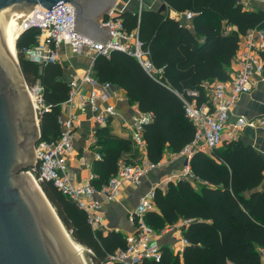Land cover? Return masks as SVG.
Returning <instances> with one entry per match:
<instances>
[{"label": "trees", "instance_id": "1", "mask_svg": "<svg viewBox=\"0 0 264 264\" xmlns=\"http://www.w3.org/2000/svg\"><path fill=\"white\" fill-rule=\"evenodd\" d=\"M162 1L168 10L192 13L191 26L168 12L141 9L117 15L125 32L137 37L160 73L149 74L134 56L121 51L97 57L93 66L100 83L122 88L129 104L152 115L142 133L151 163H160L166 151L180 153L194 140L195 128L185 116L180 96L191 99L188 92H197L198 105L207 103L205 84L230 78L241 37L264 30V10H247L237 0ZM18 37L17 56L25 80L30 88L42 89L40 140H57L62 132V105L70 94L64 68L61 63L38 64L27 58L26 50L38 41L34 30ZM260 56L264 62V50ZM96 137L102 157L94 162L93 172L99 188L117 173L120 161L134 165L122 159L133 142L114 134L110 124L99 127ZM190 167L195 179L169 183L165 191L158 189L155 210L145 216L146 224L157 233L181 220L191 221L183 230L187 245L181 256L162 246L160 261L142 264H262L264 158L253 147L232 140L211 154L195 153ZM40 186L74 241L91 252L92 264H104L108 255L126 248L124 234L93 231L87 213L53 182Z\"/></svg>", "mask_w": 264, "mask_h": 264}, {"label": "built area", "instance_id": "2", "mask_svg": "<svg viewBox=\"0 0 264 264\" xmlns=\"http://www.w3.org/2000/svg\"><path fill=\"white\" fill-rule=\"evenodd\" d=\"M245 9H250L253 4H264V0H237ZM23 32L33 29L40 30L43 40L37 46L26 50L29 60L38 63H61L62 50L68 48L75 55H90V65L86 73L79 79L69 81L70 94L68 100L63 103L59 124L62 132L57 140L47 142L39 140L36 143L37 164L28 170L40 185L44 181L53 182L54 185L88 215V222L93 231H103L107 234L111 231L104 217L101 215L102 203L95 198L101 195L105 203L117 202L122 192L127 187L138 186L142 178L161 163L146 161L138 165L126 164L120 161L118 171L106 185L97 187L94 180L98 177L91 173L83 185L73 184L74 174L69 168V162L74 152V131L79 125L80 119L75 114V108L79 110L90 109L95 113V123L98 127H106L116 117L115 107L106 105L100 107L99 103H105L110 99V83H100L93 75V66L99 56L109 57L113 51H121L134 56L151 75L160 73L150 62L148 51L141 49V43L134 34H128L123 28L122 21L117 18L118 11L112 9L102 21L103 25L111 26L113 39L107 43L96 40L73 29L74 9L70 4H60L50 10L36 7ZM141 11V9L139 10ZM185 18L191 20L193 14L185 13ZM22 32V33H23ZM259 34L260 43L255 46L250 40L248 48L239 59V70L226 81H215L205 84L204 88L209 94V101L198 105L197 92H188L191 99L180 96L186 118L195 128L193 142L180 153L170 154L171 160L183 156L186 159L183 175H172L162 183L153 186L139 201L134 210L129 214V221L134 232L127 235L126 248L115 251L104 259V264H142L144 261H160L162 257L161 247L157 239L165 232L179 229V243L176 245V254L184 251L187 241L183 237L189 220H181L176 225L160 233H156L145 222L148 212L155 210V193L158 189L164 191L169 183H176L181 179L194 180L195 177L190 167V160L197 152L211 154L225 141L228 132L231 140L237 139V135L245 128H260L264 130V115L247 119L243 116L230 120V115L237 101L242 95L249 94L258 81L264 83V62L260 51L264 50V30L250 31L247 36ZM134 40V43H132ZM89 91L86 93V88ZM29 88V87H28ZM30 89V88H29ZM28 89V90H29ZM39 92L37 102L42 106L41 91L39 86L31 88ZM37 92V93H38ZM30 93V90H29ZM42 107L39 110L41 113ZM44 111H48L45 108ZM152 121V115L139 111L132 118L131 140L141 150H146L143 139L144 126ZM101 159L100 155H96ZM170 229V230H169ZM118 232V231H116ZM91 253V252H90ZM261 262L264 264V248L259 249Z\"/></svg>", "mask_w": 264, "mask_h": 264}, {"label": "water", "instance_id": "3", "mask_svg": "<svg viewBox=\"0 0 264 264\" xmlns=\"http://www.w3.org/2000/svg\"><path fill=\"white\" fill-rule=\"evenodd\" d=\"M117 2L0 0V264H85L83 246L72 244L41 186L44 196L28 173L37 164L34 144L41 139V132L29 86L15 56V32L34 8L46 11L70 4L73 29L107 43L114 35L111 26L102 21ZM165 10L162 4L158 12ZM35 35L40 36V30Z\"/></svg>", "mask_w": 264, "mask_h": 264}, {"label": "crops", "instance_id": "4", "mask_svg": "<svg viewBox=\"0 0 264 264\" xmlns=\"http://www.w3.org/2000/svg\"><path fill=\"white\" fill-rule=\"evenodd\" d=\"M162 4H165L162 0H118L116 9L117 11H136L140 9L157 11ZM166 5V4H165ZM264 10V4H253L250 9L247 10ZM168 12L170 17L177 20L185 19L187 25L191 26V20H187L184 14H178L175 11L166 10L161 13ZM252 40L256 45L261 41L259 34H253L250 39L249 36L244 35L240 39L239 49L236 57L234 58L231 69L230 77L236 73L239 68V59L241 54L247 50L248 45ZM134 43V40H132ZM64 68V79L69 82L72 79L81 78L87 71L90 65V55H75L72 54L68 48L62 50ZM218 81V80H216ZM215 82V81H213ZM89 87L85 92L89 91ZM100 107L106 105H113L116 111V117L110 122L112 132L118 136L131 139L132 132V118L140 110L137 105L129 104L125 97V91L117 86L110 88V99L105 103H99ZM75 114L80 119L79 125L74 131L73 143L74 152L69 162V168L74 174L73 184L83 185L88 182L91 173H94L93 164L96 160V155L102 157L101 148L98 145L96 133L98 126L95 123V113L90 110H79L75 108ZM264 115V83L258 81L254 89L249 93L242 95L233 108L230 120L234 121L237 117L243 116L247 119H253ZM243 144L251 146L254 150L264 158V130L260 128H245L237 135V139ZM225 141H232L229 137V133L225 134ZM224 141V142H225ZM223 142V143H224ZM170 151H166L160 161L161 165L151 170L146 174L141 183L138 186L127 187L124 189L121 198L117 202L105 203L101 195L96 194L95 198L102 203L101 215L104 217L105 223L111 231H118L125 236L134 232V228L129 221V214L139 203L140 199L155 185L162 183L167 177L172 175H183L185 171L186 159L183 156L176 157L171 160ZM123 160H129L134 165L144 163L148 160L147 150H141L132 143L129 151H125L122 154ZM150 162V161H149ZM163 233L158 239V243L163 246H171L174 243V237ZM106 235V233H105Z\"/></svg>", "mask_w": 264, "mask_h": 264}, {"label": "rangeland", "instance_id": "5", "mask_svg": "<svg viewBox=\"0 0 264 264\" xmlns=\"http://www.w3.org/2000/svg\"><path fill=\"white\" fill-rule=\"evenodd\" d=\"M140 2H141V0H140ZM33 30V29H32ZM20 33H21V28L19 29V34L18 35H20ZM37 39H38V41H37V44L35 45V46H37L39 43H41L42 42V40H43V36L42 35H40V36H37ZM34 46V47H35ZM63 56V55H62ZM18 57V56H17ZM60 62H61V64L63 63V58L61 57V60H60ZM30 88V87H29ZM30 90V95H31V98L33 97L34 98V103L36 104V107L37 108H35V111H36V115H37V117H38V120H39V110L41 109V104H39L38 102H37V100H38V97H39V92L38 91H36V93H34L32 90H31V88L29 89ZM38 92V93H37ZM32 98V99H33ZM33 102V101H32ZM37 102V103H36ZM34 105V104H33ZM34 146H36V144H34ZM165 191V190H164ZM123 193V192H122ZM130 216V215H129ZM168 229V228H167ZM166 229V230H167ZM170 230V229H169ZM164 231H165V229H164ZM163 231V232H164ZM162 232V231H161ZM70 233V232H69ZM157 233V232H156ZM167 234L166 235H171V237L173 236L174 237V243H172V251L174 252V253H177L176 252V250H175V247H176V245L179 243V229H174V230H170V231H167L166 232ZM158 234V233H157ZM72 237V236H71ZM126 237V236H125ZM74 240V239H73ZM160 246H163L162 244H160ZM86 254H85V258H86V261H87V264H92V262H91V259H90V251L88 250V249H86V252H85ZM178 254H180V256L182 255L181 254V252H178Z\"/></svg>", "mask_w": 264, "mask_h": 264}, {"label": "bare ground", "instance_id": "6", "mask_svg": "<svg viewBox=\"0 0 264 264\" xmlns=\"http://www.w3.org/2000/svg\"><path fill=\"white\" fill-rule=\"evenodd\" d=\"M32 10L29 12V14H28V16L26 17V19L21 23V25L18 27V29L16 30V32H15V37H14V45H15V56H16V59H17V49H16V39L17 38H19L18 36H20L21 35V33L24 31V29H25V27H26V24L28 23V19L30 18V16L32 15ZM21 28V33H20V35H18L19 34V29ZM33 98V97H32ZM32 101H33V104H34V107L35 108H37L36 107V104L34 103V98L32 99ZM37 103V102H36ZM31 175V174H30ZM32 177H33V175H32ZM33 179H34V177H33ZM34 181L36 182V180L34 179ZM36 184H37V186H38V188L40 189V185L36 182ZM40 191H41V189H40ZM41 193H42V195H43V192L41 191ZM44 196V195H43ZM45 198V197H44ZM52 212L54 213V215H55V211L54 210H52ZM61 225V224H60ZM62 226V225H61ZM63 228V227H62ZM63 230H64V232L66 233V235L68 236V238L70 239V241L72 242V244L74 245V246H76V247H82V246H80L79 244H77L74 240H73V238L70 236V234L67 232V231H65V229L63 228ZM81 252H82V254H83V256H84V263L85 264H87V261H86V258H85V252H86V250L84 249V247H82V250H81Z\"/></svg>", "mask_w": 264, "mask_h": 264}]
</instances>
